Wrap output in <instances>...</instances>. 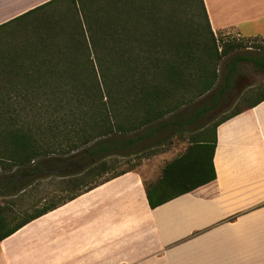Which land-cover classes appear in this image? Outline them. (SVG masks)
<instances>
[{"label": "trees", "instance_id": "obj_1", "mask_svg": "<svg viewBox=\"0 0 264 264\" xmlns=\"http://www.w3.org/2000/svg\"><path fill=\"white\" fill-rule=\"evenodd\" d=\"M80 2L84 19L76 0H51L0 25L45 11L32 18L47 26L44 33L0 49V241L132 170L103 177L111 156L144 152L168 136L187 146L155 181L143 180L148 206L212 182L217 126L264 101L262 82L244 88L233 111L208 115L228 100L238 63L264 72V57L237 53L239 43L220 44L203 0ZM54 3L63 8L60 19L46 13ZM154 137L157 143L139 147ZM50 184L55 190L47 193Z\"/></svg>", "mask_w": 264, "mask_h": 264}, {"label": "crops", "instance_id": "obj_2", "mask_svg": "<svg viewBox=\"0 0 264 264\" xmlns=\"http://www.w3.org/2000/svg\"><path fill=\"white\" fill-rule=\"evenodd\" d=\"M51 0H0V25ZM212 31L264 39V0H203ZM215 179L151 209L127 171L0 241V264H264V101L216 128Z\"/></svg>", "mask_w": 264, "mask_h": 264}, {"label": "rangeland", "instance_id": "obj_3", "mask_svg": "<svg viewBox=\"0 0 264 264\" xmlns=\"http://www.w3.org/2000/svg\"><path fill=\"white\" fill-rule=\"evenodd\" d=\"M78 2V10L79 15L78 17H81L84 19V11L83 7L81 5L80 0H76ZM96 1V0H95ZM57 3V2H56ZM51 4L48 5V7L45 9L46 13L50 12L49 17L53 20L60 19L63 15L61 9H63L61 6L57 8V4ZM64 7V6H63ZM56 9L55 11H51V9ZM183 10L187 9V13H189V8L183 6ZM61 12L59 14V12ZM45 11H40L38 14H33L31 16L26 17L25 19H22L18 22H15L13 24H10L6 27H4L2 30H0V49H3L9 45L16 46V47H23L24 46V40L31 39L35 36H38L39 34L44 33L46 31V27L43 22H37L36 24L33 23L32 18L34 16H38ZM51 23V22H48ZM47 25V24H46ZM44 26V27H43ZM264 29V25L262 27ZM3 30H8L3 31ZM3 31V32H2ZM7 32V33H5ZM5 33V34H3ZM11 34V35H9ZM217 40H219V43L223 42H230V43H239L241 44V47L237 50L239 54H243L246 56H259L264 57V39L259 37H245V36H239L236 35L235 32H218L216 33ZM232 55V54H231ZM231 55L226 56L222 63L219 66V74L222 78L224 72L227 70V65L229 64L231 60ZM264 82V72L263 71H256L254 70L251 62L249 61H241L238 63L237 71L234 73L233 78V89L230 91L228 100L219 107L218 109L210 112L208 115L218 117L220 115L227 114L231 111H233L236 106L240 105L239 101H236V98L238 97L239 93L246 87L252 85L256 86L259 83ZM239 103V104H238ZM207 115L203 116L202 118L196 120L195 122H192L191 125L188 126L189 129H194L201 125L204 120L206 119ZM168 134V133H167ZM186 137V134L184 135V139ZM157 138H151L147 141H141L139 143V147L143 146L144 144H154L157 143ZM165 142L162 145L150 148L145 150L144 152L136 151L132 148L125 149L121 154H115L111 156L108 159V167L106 173L103 175V177L110 176L114 173H118L122 170H136L139 171L141 176L146 182L155 181L161 171V168L163 165L174 158L175 156H178L181 154L185 147L187 146L186 140L181 139L178 136H169L167 139L164 140ZM152 152V153H151ZM149 153H151L149 155ZM55 190V186L52 184L47 186V193L53 192ZM40 196L44 195L45 193L39 192ZM55 193V192H54ZM58 199V198H56ZM48 202V201H47ZM42 204L40 203L38 206L40 207Z\"/></svg>", "mask_w": 264, "mask_h": 264}]
</instances>
